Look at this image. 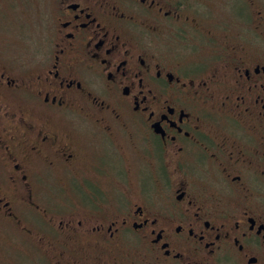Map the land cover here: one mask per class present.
Listing matches in <instances>:
<instances>
[{
  "label": "flooded vegetation",
  "instance_id": "af4514ba",
  "mask_svg": "<svg viewBox=\"0 0 264 264\" xmlns=\"http://www.w3.org/2000/svg\"><path fill=\"white\" fill-rule=\"evenodd\" d=\"M35 1L0 227L36 264H264V0Z\"/></svg>",
  "mask_w": 264,
  "mask_h": 264
},
{
  "label": "rangeland",
  "instance_id": "374dc122",
  "mask_svg": "<svg viewBox=\"0 0 264 264\" xmlns=\"http://www.w3.org/2000/svg\"><path fill=\"white\" fill-rule=\"evenodd\" d=\"M43 5L35 0H0V48L31 56L44 37L39 16ZM21 239L17 231L0 227V264H36L37 248Z\"/></svg>",
  "mask_w": 264,
  "mask_h": 264
}]
</instances>
